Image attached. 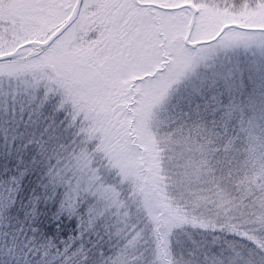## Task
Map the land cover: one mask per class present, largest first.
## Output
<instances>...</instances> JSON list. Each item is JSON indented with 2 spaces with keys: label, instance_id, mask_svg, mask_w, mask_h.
Returning a JSON list of instances; mask_svg holds the SVG:
<instances>
[{
  "label": "rangeland",
  "instance_id": "374dc122",
  "mask_svg": "<svg viewBox=\"0 0 264 264\" xmlns=\"http://www.w3.org/2000/svg\"><path fill=\"white\" fill-rule=\"evenodd\" d=\"M54 1L50 18L41 21L29 10L47 7L44 0H0V9L8 12L17 4V10H22L20 21L23 23L17 28L22 32L19 31L16 40L0 43V56L18 51L13 60L27 58L39 48L22 46L46 41L69 19L77 0ZM190 7L198 11L192 32ZM228 26L230 29L223 31ZM187 37L191 43L208 44L192 49L185 44ZM36 65L39 68L35 71L30 68L32 65L21 67L18 63L3 61L0 75L14 73L6 84L13 82L12 91H17L18 96L27 95L30 103L38 97V92H50V82L59 90L67 73L65 82L70 79V87L84 100V107H75L73 113L75 119L84 117L82 131L92 129L91 122L96 126L101 119L97 126L104 133L114 128L118 134L123 125L137 132L139 143L150 151L148 155L154 166L149 187L147 182L143 184L142 167L133 162L138 166L133 167L128 181H132L130 192L133 194L129 200L134 206L138 201L139 207L144 203L148 210L170 208L181 206L184 199L190 198L194 203L188 208L200 216L214 213L215 209L227 215L232 212L233 207L221 205L223 198L205 190H215L224 166L228 172L223 176L230 178L228 157L229 148L236 143L234 130L239 125L247 133L257 123L252 118L257 117L256 110L264 108V0H83L75 22L41 53ZM136 96L138 104L130 107L124 120L127 122L122 124V107ZM112 104L105 120L99 108ZM30 107L27 104L22 109L29 114L33 112ZM26 111L21 113L26 115ZM112 116L115 121L109 120ZM17 120L18 113L13 118V127L15 136H20L30 123L18 121L16 125ZM36 127L38 135H47L46 126L39 122ZM135 155L136 161L139 154ZM122 159L114 163H122ZM106 163L111 168L112 158H106ZM207 164L208 175L203 167ZM169 166L183 183L181 202L177 203L180 205H175L167 194L170 184L166 182L173 175L163 168ZM152 188L159 194L151 193ZM111 190L106 187L101 194L113 195L110 197L119 203L122 200L119 194ZM122 201L119 207H130V201ZM201 242L198 248L184 249L180 262H253L221 238ZM201 248L210 251L201 253ZM191 256L197 260L192 261L188 258Z\"/></svg>",
  "mask_w": 264,
  "mask_h": 264
},
{
  "label": "trees",
  "instance_id": "16d2710c",
  "mask_svg": "<svg viewBox=\"0 0 264 264\" xmlns=\"http://www.w3.org/2000/svg\"><path fill=\"white\" fill-rule=\"evenodd\" d=\"M44 1V9L29 10L41 21L50 18L55 4L54 0ZM21 12L17 4L9 12L0 9V43L16 40L22 32L17 29L23 24ZM45 50L39 48L25 59L7 62L21 67L32 65L30 68L36 71L37 60ZM14 75H0V264H183L179 257L184 249L198 248L201 241L211 238H221L237 247L241 255L253 261L246 260L249 264H264V108L256 110L257 117L252 118L257 123L247 133L239 125L234 130L236 143L229 148L228 157L230 178L223 176L228 172L224 166L215 190H205L223 198L221 205L233 207L232 212L227 215L215 209L201 217L188 208L194 203L190 198L184 199L181 206L154 210H148L144 203L139 207L138 201L137 206L131 203L133 186L128 177L134 166L142 167L143 184L147 182L151 187V153L139 143L137 132L125 125L118 134L114 128L104 133L97 126L99 119L96 126L91 122L92 129L82 131L84 117L75 119L73 113L75 107H84V100L70 87V79L65 82L67 73L60 80L59 90L50 82V92H38L30 103L27 95L18 96L12 91L13 82L6 84ZM66 98L68 102H64ZM137 99L123 105L122 124L127 122L124 120L130 107L138 104ZM12 104L16 108H11ZM27 104L33 111L29 114L22 109ZM113 106L99 108L105 120L107 110ZM17 113L16 125L18 121L30 123L20 136H15L13 127ZM114 116L109 120L115 121ZM39 122L49 129L47 135H38ZM135 153L139 154L136 161ZM110 157L111 168L106 163ZM122 157V163H114ZM203 167L208 175L209 164ZM163 169L173 175L166 182L170 184L167 194L175 205H180L177 203L181 202L183 183L171 166ZM106 187L130 201V207H119L123 204L120 198L117 203L110 197L113 195L101 194ZM201 249V253L210 251Z\"/></svg>",
  "mask_w": 264,
  "mask_h": 264
},
{
  "label": "water",
  "instance_id": "95a60500",
  "mask_svg": "<svg viewBox=\"0 0 264 264\" xmlns=\"http://www.w3.org/2000/svg\"><path fill=\"white\" fill-rule=\"evenodd\" d=\"M82 3H83V0H77V3H76V6H75L73 14L46 41H44V42L33 41V42L26 43L22 47L23 48L24 47H28V46L29 47L33 46V47H37V48H47V47H49L57 38H59L75 22V20L77 19L78 15H79L80 10H81ZM61 8H62V5H61ZM67 9L69 10V9H71V7H68ZM190 9L192 11V19H191V23H190V32H192L193 29H194V26H195L196 16H197L198 11L196 9L192 8V7H190ZM230 27L231 26L225 27L223 29V31L229 29ZM185 44L188 47H190L192 49H195L198 46L203 45L205 43H203V42L191 43L190 40H189V37H187L185 39ZM17 55H18V51L17 52H13V53H7V54H4V55H1L0 56V62L7 61V60H10V59H14L15 57H17Z\"/></svg>",
  "mask_w": 264,
  "mask_h": 264
}]
</instances>
